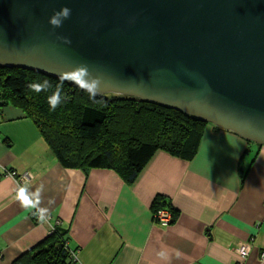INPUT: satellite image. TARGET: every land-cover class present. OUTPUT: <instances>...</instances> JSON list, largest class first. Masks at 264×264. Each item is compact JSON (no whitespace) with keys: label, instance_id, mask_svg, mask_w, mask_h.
<instances>
[{"label":"crops","instance_id":"1","mask_svg":"<svg viewBox=\"0 0 264 264\" xmlns=\"http://www.w3.org/2000/svg\"><path fill=\"white\" fill-rule=\"evenodd\" d=\"M1 112L0 264L54 227L67 230L79 264H264V146L207 124L193 159L157 150L127 184L112 170L62 167L21 110ZM12 171L42 189L47 221L21 207ZM156 198L178 212L171 223L153 219Z\"/></svg>","mask_w":264,"mask_h":264},{"label":"water","instance_id":"2","mask_svg":"<svg viewBox=\"0 0 264 264\" xmlns=\"http://www.w3.org/2000/svg\"><path fill=\"white\" fill-rule=\"evenodd\" d=\"M65 6L70 17L53 27ZM80 63L102 94L264 146V0H0V67L60 79Z\"/></svg>","mask_w":264,"mask_h":264},{"label":"trees","instance_id":"3","mask_svg":"<svg viewBox=\"0 0 264 264\" xmlns=\"http://www.w3.org/2000/svg\"><path fill=\"white\" fill-rule=\"evenodd\" d=\"M45 80L51 87L44 91L37 93L28 87ZM61 84V103L52 110L48 98ZM8 105L31 120L62 167L79 169L85 175L96 168L112 170L127 184L157 150L182 160L193 159L207 125L155 103L111 93L93 99L67 81L62 83L31 70L0 67V115ZM246 170L239 167L241 184ZM166 205L173 221L178 212L163 199L156 198L152 208L156 211ZM32 216L37 221L35 212ZM74 253L76 248L70 245L67 230L54 227L14 264H79Z\"/></svg>","mask_w":264,"mask_h":264},{"label":"clouds","instance_id":"4","mask_svg":"<svg viewBox=\"0 0 264 264\" xmlns=\"http://www.w3.org/2000/svg\"><path fill=\"white\" fill-rule=\"evenodd\" d=\"M71 15V9L68 7H62L59 11H55L54 14L49 18V23L55 27H61L63 20L68 19ZM65 43H71L67 37H61ZM63 83V81L71 82L80 89L89 93V95L95 99L98 95H101L104 91L102 87V78L98 75L93 74L89 69V66L84 63L76 64L71 66L57 74ZM34 92H41L51 85L47 80L43 83H31L28 85ZM61 90L62 84L56 87L55 92L48 98L49 105L52 110H55L61 103ZM41 192L42 189H37L35 192L29 190L27 184L18 185L16 189V199L23 208L36 209L38 213V219L41 222H45L48 219V210L41 208Z\"/></svg>","mask_w":264,"mask_h":264},{"label":"built area","instance_id":"5","mask_svg":"<svg viewBox=\"0 0 264 264\" xmlns=\"http://www.w3.org/2000/svg\"><path fill=\"white\" fill-rule=\"evenodd\" d=\"M8 174H10L11 176H13L15 178L16 186L23 185L27 182H30V180H31V175L28 172H24L23 174L18 175L14 171H12V172H9ZM153 219L158 224L167 225L170 222H172V214H171L170 210L166 207L158 208L155 211ZM52 229L53 228H51L50 231H52ZM247 250H248L247 245L244 244V245L240 246V248L238 249L239 256L242 258L245 257L247 254ZM74 254H75V258L77 259L76 253H74Z\"/></svg>","mask_w":264,"mask_h":264}]
</instances>
